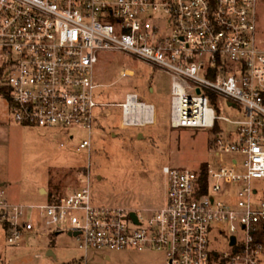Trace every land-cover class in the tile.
<instances>
[{
  "label": "built area",
  "instance_id": "2783aa9c",
  "mask_svg": "<svg viewBox=\"0 0 264 264\" xmlns=\"http://www.w3.org/2000/svg\"><path fill=\"white\" fill-rule=\"evenodd\" d=\"M259 1L0 0V123L92 129L96 65L104 51H121L170 75L173 127L216 130L213 163L163 166L167 201L150 212L95 203L87 180L53 185L31 204L0 185L9 242L45 227L86 250L160 248L166 264H264ZM163 15L165 25L154 21ZM120 105L124 125L154 121V104L136 91Z\"/></svg>",
  "mask_w": 264,
  "mask_h": 264
},
{
  "label": "rangeland",
  "instance_id": "374dc122",
  "mask_svg": "<svg viewBox=\"0 0 264 264\" xmlns=\"http://www.w3.org/2000/svg\"><path fill=\"white\" fill-rule=\"evenodd\" d=\"M258 11V38L264 44V0ZM165 15L154 21L165 25ZM2 49L0 47V59ZM129 68L130 75H124ZM97 99L92 129L83 125L36 126L15 119L0 123V181L10 200L43 203L42 186L84 184L92 200L140 208L144 212L167 201L163 166L197 168L214 161L211 127H173L171 77L163 69L121 51L101 53L95 69ZM155 103L156 122L122 124L120 102L127 92ZM91 145L81 147L84 139ZM63 143V144H62ZM264 197V177L255 180ZM163 249L86 250L76 237L42 227L17 243L9 242L0 221V264H166Z\"/></svg>",
  "mask_w": 264,
  "mask_h": 264
},
{
  "label": "crops",
  "instance_id": "0c3cea01",
  "mask_svg": "<svg viewBox=\"0 0 264 264\" xmlns=\"http://www.w3.org/2000/svg\"><path fill=\"white\" fill-rule=\"evenodd\" d=\"M148 102H150V101H148ZM151 103H153V102H151ZM154 104V106H155V103H153ZM156 122V106H155V109H154V121L152 122V123H155ZM4 184V182H2V181H0V185L2 186ZM48 190V188L46 187V186H42L41 187V191L43 192V193H45V195H46V191Z\"/></svg>",
  "mask_w": 264,
  "mask_h": 264
},
{
  "label": "water",
  "instance_id": "95a60500",
  "mask_svg": "<svg viewBox=\"0 0 264 264\" xmlns=\"http://www.w3.org/2000/svg\"><path fill=\"white\" fill-rule=\"evenodd\" d=\"M132 214L136 216V213L135 212H133Z\"/></svg>",
  "mask_w": 264,
  "mask_h": 264
}]
</instances>
